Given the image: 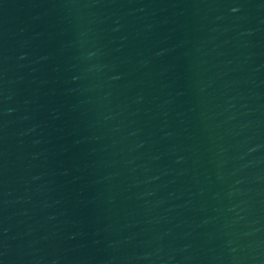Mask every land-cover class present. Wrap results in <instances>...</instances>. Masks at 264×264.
I'll list each match as a JSON object with an SVG mask.
<instances>
[{
  "label": "water",
  "instance_id": "1",
  "mask_svg": "<svg viewBox=\"0 0 264 264\" xmlns=\"http://www.w3.org/2000/svg\"><path fill=\"white\" fill-rule=\"evenodd\" d=\"M0 264H264V0H0Z\"/></svg>",
  "mask_w": 264,
  "mask_h": 264
}]
</instances>
